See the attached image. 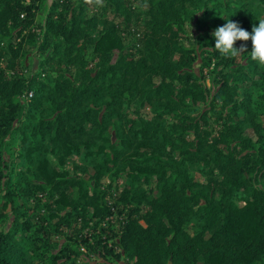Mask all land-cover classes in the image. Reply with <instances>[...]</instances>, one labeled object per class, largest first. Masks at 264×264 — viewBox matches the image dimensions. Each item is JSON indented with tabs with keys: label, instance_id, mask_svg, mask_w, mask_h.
<instances>
[{
	"label": "trees",
	"instance_id": "obj_1",
	"mask_svg": "<svg viewBox=\"0 0 264 264\" xmlns=\"http://www.w3.org/2000/svg\"><path fill=\"white\" fill-rule=\"evenodd\" d=\"M255 5L264 8V0ZM238 8L236 0H0V264H76L79 252L72 257L69 246L58 248L55 234L72 220L93 223L96 231L93 217L114 214L119 232L101 227L98 256L123 255L130 264H264V125L244 85L259 87L264 101V71L254 79V60L222 55L211 33L188 29ZM42 9L40 23L35 14ZM105 11L112 22L97 29ZM217 19H210L212 30ZM29 51L39 69L26 74L22 59ZM87 55L98 60L92 71ZM198 55L200 72L207 68L212 82L208 92L222 108H209L220 126L210 138L182 114L190 108L187 97L194 103L208 93L194 71ZM130 101H148L154 118L122 117ZM166 116L181 120L169 124ZM45 140L60 165L72 153L90 159L93 181L49 166ZM17 159L33 160L43 184L22 180ZM125 159L124 174L137 187L119 189L121 175L113 171V191H101L111 165ZM27 184L38 191L48 186L54 207L41 214L19 204Z\"/></svg>",
	"mask_w": 264,
	"mask_h": 264
},
{
	"label": "rangeland",
	"instance_id": "obj_2",
	"mask_svg": "<svg viewBox=\"0 0 264 264\" xmlns=\"http://www.w3.org/2000/svg\"><path fill=\"white\" fill-rule=\"evenodd\" d=\"M48 4L52 2V0H46ZM238 9H231L230 13L234 16V20L238 21L240 25L245 28L246 30L250 31L252 30V26L254 24L259 23V19H264V8L262 6H257L255 5V0H236ZM132 4H135V7L137 4L134 2ZM134 6V5H133ZM137 8V7H136ZM140 9V7H138ZM143 11V9H141ZM45 13L46 9H42L40 11H37L35 14V20L37 22H43L45 18ZM202 12H198L195 16V18H199ZM214 14V13H213ZM117 15V14H115ZM222 13H218L215 15H210V18H200V21L198 23H195V21L192 22V24H195L194 27H192V24L188 25L189 32H193L195 30H201L202 32H209L212 33L213 30L210 28L212 25L211 18L216 17L218 18L216 20L217 24L219 26L223 25L226 23L225 17H223ZM112 17L113 13L109 11H105L103 15V20L105 19L106 21L104 22L102 19L98 20L97 22V29H100L103 24L108 25L110 22H112ZM122 17V16H121ZM40 26L36 28V32L40 31ZM240 42V41H239ZM242 45L244 44L243 41ZM1 45V43H0ZM247 48L245 51H241L239 54L236 55V59L240 61L241 63L245 64L247 63L251 57H250V51L252 48V42L251 39L248 40ZM87 68L90 69L91 71L95 69L96 64L98 63V60L95 58H90V55H87ZM137 56V55H135ZM131 57V56H130ZM118 58L117 52H114L112 55L111 62H114ZM195 65H194V71L197 73L199 77V85H202V87L206 88V92H208V88L211 89L212 82L210 79V76L208 75V70L207 68H204L202 73L200 72V65H201V57L198 55L195 57ZM23 64L27 71L25 72L28 73H33L36 72L39 69V57L35 56L32 51H29L26 53L24 58L22 59ZM256 62L257 69L255 70L253 74L254 79H260V74L264 71V65L260 64L259 62ZM0 68H4L3 64H0ZM6 73H9L8 71ZM198 81V80H197ZM250 82H246L244 85L245 87L250 88L251 92V100L252 102L250 103V109L254 113L255 117L264 125V101L261 98V89L259 87H251ZM209 93V92H208ZM206 94L205 100H197L193 101L190 99V97H187L186 99V104L192 109H184L182 112L183 115H189L192 120L196 119L199 124H200V129L203 132L202 134L208 135L207 137L210 138L211 135H217L220 130V126L217 122H215V119L213 116H209V108L214 104L215 108L217 111H221L220 103H213L212 96L209 94ZM241 91H238L237 96H241ZM26 99V101H29L28 96L27 97H21L22 100ZM104 108L102 111L99 113V117L103 114ZM201 113L206 114V118L204 119L201 116ZM47 117H52L50 113H45ZM121 114L122 117L124 115V118L127 119H136V118H142V117H150L154 118L152 116V106L148 103V101H145L142 105L140 103H136L134 101H130L127 104H124V107L121 108ZM176 118V119H175ZM172 117V116H166V119H169L166 121V123H178L181 119L178 117ZM115 120V119H114ZM113 133V131H112ZM245 134L249 136H253V131L251 129H246ZM112 141L114 143L118 142L117 144L119 145V141L115 140L114 135L112 136ZM45 147V156L47 157L49 161V166L54 167L56 170L58 169H65L69 173L70 176H79L81 178L86 179L87 181H93L92 176L94 174V168H93V163L91 162L90 159L84 160L81 155L77 153H72L69 156L66 157L64 160V163L62 165L59 164L58 162V154L56 153L55 149L51 146V144L44 141ZM16 143V141H15ZM14 143V145H15ZM20 147V146H19ZM95 150V148H94ZM135 148L130 147L129 152L134 151ZM82 150H80L81 152ZM26 160V159H25ZM97 160H101L100 157L97 158ZM18 162V163H17ZM149 162V160L145 161L143 164H146ZM16 163V169L20 171L21 174H23V179H27L31 183L38 185V184H43V181L40 179H37V169H36V163L32 161L28 162L27 160L24 162H19V160H15ZM130 167V160L125 159L120 162L115 163V165L112 167L111 165V172L104 176L101 179V182L99 184V188L101 191H105L108 189V191H113V185L109 187L110 181L113 182V177H110L113 171L116 173H120L121 175V180L118 183V188L123 189L124 187L129 189V187H137L138 181L134 182V185L131 184L130 179L126 174H124L126 171L129 170ZM198 167V166H197ZM200 167V164H199ZM190 174H198L193 168L190 169ZM116 180V179H115ZM114 183V182H113ZM30 184H27V189L25 190L24 193H22V196H18L17 202L21 204L22 206L29 208L28 211H38L40 210V213H45V211L49 207H54L53 205V197L51 196L50 190L48 189L49 187H45L43 191H38L35 189L30 188ZM141 187H144L143 185H140ZM264 186V183H263ZM153 194L156 196L158 195V192L156 189L153 190ZM77 193L74 189L72 192L71 196L76 197ZM3 203V200H0V212L4 211V209L1 207V204ZM147 207H143L142 211L143 212ZM90 215V212H89ZM57 221L56 218L50 220V223H55ZM93 221H99L96 226V231H92L90 228L93 223L90 224V227L84 226L83 221L78 220L74 221L72 220L70 228L66 229L65 232L63 233H57L55 234V243L56 246L62 247V246H69V248L73 251L72 257L76 255V251L79 252V254L76 256V264H126L130 262L127 259H124V256L122 255L120 258L117 257H109L103 254L102 251V257L98 254V250L102 249L101 243L96 244V239L98 236H100L102 233L100 232L101 227L111 229L113 232L117 233L119 232L120 229V223L117 222L115 214L108 216L107 218L105 217L103 220H99L98 218L93 217ZM140 223L144 224V221L142 219L139 220ZM2 224L0 225V228H2ZM110 226V227H109ZM109 227V228H108ZM89 228V229H88ZM76 231L80 232L81 235H75ZM91 237H90V236ZM74 236V239H70L68 237ZM88 236L89 240L86 244H83L81 237ZM104 238V236H100ZM109 243L111 241L109 240ZM118 249L116 248V252ZM196 264H202L201 262H197Z\"/></svg>",
	"mask_w": 264,
	"mask_h": 264
},
{
	"label": "clouds",
	"instance_id": "obj_3",
	"mask_svg": "<svg viewBox=\"0 0 264 264\" xmlns=\"http://www.w3.org/2000/svg\"><path fill=\"white\" fill-rule=\"evenodd\" d=\"M232 16H223L226 23L216 27L211 33L215 41L214 48L222 55L235 56L247 48V45H241L239 48L235 47V42L251 39L250 57L252 60L264 65V19H259V23L254 24L250 32L243 28L238 21L231 19Z\"/></svg>",
	"mask_w": 264,
	"mask_h": 264
},
{
	"label": "built area",
	"instance_id": "obj_4",
	"mask_svg": "<svg viewBox=\"0 0 264 264\" xmlns=\"http://www.w3.org/2000/svg\"><path fill=\"white\" fill-rule=\"evenodd\" d=\"M31 95V93H29V96Z\"/></svg>",
	"mask_w": 264,
	"mask_h": 264
}]
</instances>
